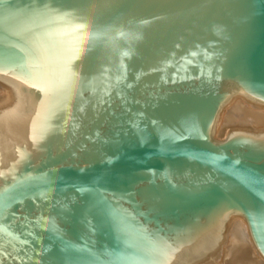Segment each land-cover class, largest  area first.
<instances>
[{"label": "water", "instance_id": "95a60500", "mask_svg": "<svg viewBox=\"0 0 264 264\" xmlns=\"http://www.w3.org/2000/svg\"><path fill=\"white\" fill-rule=\"evenodd\" d=\"M264 0H0V264H196L241 215L264 257Z\"/></svg>", "mask_w": 264, "mask_h": 264}, {"label": "bare ground", "instance_id": "6f19581e", "mask_svg": "<svg viewBox=\"0 0 264 264\" xmlns=\"http://www.w3.org/2000/svg\"><path fill=\"white\" fill-rule=\"evenodd\" d=\"M226 129L231 130V134L238 131L252 135L264 133V103L241 92L228 97L212 123L214 141ZM240 216L227 218L216 246L196 264H218L220 259V264H264V257L256 249L249 227Z\"/></svg>", "mask_w": 264, "mask_h": 264}, {"label": "rangeland", "instance_id": "374dc122", "mask_svg": "<svg viewBox=\"0 0 264 264\" xmlns=\"http://www.w3.org/2000/svg\"><path fill=\"white\" fill-rule=\"evenodd\" d=\"M235 94V92L234 93H232L231 95H234ZM230 95V96H231ZM229 96V97H230ZM232 133V131L231 130H229V129H226L225 131H223L221 134H220V136L216 139V141H218V142H225L226 141V139H227V137L230 135ZM215 141V142H216ZM240 216V215H239ZM241 218H243L242 216H240ZM246 224V223H245ZM221 260L222 259H220V262H221ZM220 262L218 263V264H220Z\"/></svg>", "mask_w": 264, "mask_h": 264}]
</instances>
